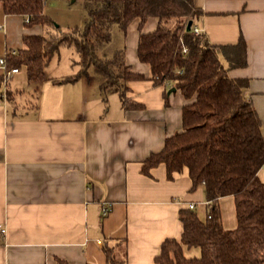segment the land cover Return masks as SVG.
Instances as JSON below:
<instances>
[{
	"label": "crops",
	"instance_id": "0c3cea01",
	"mask_svg": "<svg viewBox=\"0 0 264 264\" xmlns=\"http://www.w3.org/2000/svg\"><path fill=\"white\" fill-rule=\"evenodd\" d=\"M193 3L202 11L194 24L211 44L244 40L246 63L228 75L247 80L244 96L264 136V0ZM138 23H129L124 38L126 64L143 75L126 83V96L137 107L120 103L108 113L98 84L90 86L84 77L53 81L69 73H45L34 84L18 67L10 77L14 99L0 102V264H105V238L125 239L116 250L126 264H156L164 238L180 236L179 208L193 204L205 219L204 189L190 190L186 170L171 180L163 164L149 176L140 172L141 161L181 131V107L189 100L149 78L148 65L136 54ZM156 24V17H148L142 31ZM42 32V25H26L24 16L5 14L0 5V54L21 48L24 35ZM258 176L264 181V166ZM103 204L110 206L105 216ZM219 206L222 226L234 228L233 197H220ZM183 252L198 256L199 248L184 246Z\"/></svg>",
	"mask_w": 264,
	"mask_h": 264
},
{
	"label": "trees",
	"instance_id": "16d2710c",
	"mask_svg": "<svg viewBox=\"0 0 264 264\" xmlns=\"http://www.w3.org/2000/svg\"><path fill=\"white\" fill-rule=\"evenodd\" d=\"M80 1L87 12L83 26L64 31L44 12L45 0H0L5 14L22 15L26 25L43 26L41 34L24 35L21 48L5 52L6 68L21 67L26 81L35 84L46 78L45 68L60 47H71L78 58L74 63L81 68L53 81L73 82L93 71L100 93H117L124 109L137 107L126 96V83L143 75L126 64L124 38L129 23L138 18L136 54L148 65L149 78L154 85L178 89L189 100L181 107V131L165 137L162 148L141 161L140 172L149 176L163 164L171 180L186 170L190 190L202 186L206 201L204 220L193 208L178 209L180 236L164 238L154 262L264 264V181L258 176L264 166V136L260 118L244 96L247 80L228 75V69L246 63L244 40L214 45L202 32L194 34V21L202 11L193 0ZM151 16L157 18L156 27L143 32ZM9 80L6 100H13ZM226 195L234 202L236 226L232 229L221 223L219 198ZM113 241L104 239L105 264H126L117 253L125 239ZM184 246L199 248V255L185 256Z\"/></svg>",
	"mask_w": 264,
	"mask_h": 264
},
{
	"label": "rangeland",
	"instance_id": "374dc122",
	"mask_svg": "<svg viewBox=\"0 0 264 264\" xmlns=\"http://www.w3.org/2000/svg\"><path fill=\"white\" fill-rule=\"evenodd\" d=\"M44 11L54 20V23L60 25L61 30L64 31L73 26L82 27L87 16V12L80 0H45ZM74 60H78L74 50L71 47L62 46L58 53L53 56L49 67L45 69V73L47 75L76 73L81 66L74 63ZM24 74L22 70L21 75L23 76ZM81 77L86 79L88 85L97 87V78L93 71L88 70L87 75ZM11 87L13 88V84H11ZM103 97L106 98L107 110H110L108 113L112 112V110L120 104L116 93L103 94Z\"/></svg>",
	"mask_w": 264,
	"mask_h": 264
},
{
	"label": "built area",
	"instance_id": "2783aa9c",
	"mask_svg": "<svg viewBox=\"0 0 264 264\" xmlns=\"http://www.w3.org/2000/svg\"><path fill=\"white\" fill-rule=\"evenodd\" d=\"M192 31H193L194 34L200 33V29L197 26H193ZM183 51H185V48L183 49ZM0 70H1V74H0V82H1L0 102H1L2 100H6V89H7L8 80L10 79V77L14 73H16L19 70V68L18 67H12L10 69H7L6 65H5V56H4V54H0ZM109 207L110 206L108 204H103L101 206V214H102V216H105V215L108 214ZM188 207L189 208H193L194 205L193 204H189Z\"/></svg>",
	"mask_w": 264,
	"mask_h": 264
},
{
	"label": "water",
	"instance_id": "95a60500",
	"mask_svg": "<svg viewBox=\"0 0 264 264\" xmlns=\"http://www.w3.org/2000/svg\"><path fill=\"white\" fill-rule=\"evenodd\" d=\"M191 24H192V20H189L188 22H187V25H186V29L187 30H189L190 29V26H191ZM174 91L175 90V88L173 87V88H171V90H168V92H170V91Z\"/></svg>",
	"mask_w": 264,
	"mask_h": 264
}]
</instances>
